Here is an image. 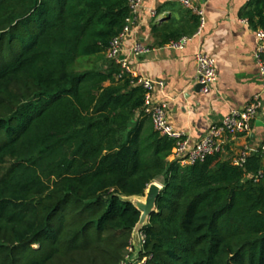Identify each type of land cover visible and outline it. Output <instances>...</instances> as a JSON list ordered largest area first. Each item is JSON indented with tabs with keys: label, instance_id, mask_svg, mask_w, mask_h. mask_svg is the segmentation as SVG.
<instances>
[{
	"label": "trees",
	"instance_id": "obj_1",
	"mask_svg": "<svg viewBox=\"0 0 264 264\" xmlns=\"http://www.w3.org/2000/svg\"><path fill=\"white\" fill-rule=\"evenodd\" d=\"M129 16L128 0H0V264H264L262 151L170 161L137 78L107 58ZM239 16L264 29V0ZM191 17L154 28L160 44ZM154 183L127 261L130 199Z\"/></svg>",
	"mask_w": 264,
	"mask_h": 264
},
{
	"label": "crops",
	"instance_id": "obj_2",
	"mask_svg": "<svg viewBox=\"0 0 264 264\" xmlns=\"http://www.w3.org/2000/svg\"><path fill=\"white\" fill-rule=\"evenodd\" d=\"M181 1L143 0L136 24L130 26L122 41L120 57L127 59L138 77L162 83L154 101L167 103L168 121L190 146L200 141L211 127L220 125L230 111H241L260 94L262 110L251 133L227 139L222 145L227 157L261 150L264 172V89L254 58L257 42L254 31L239 16L249 0H210L204 7L200 34L193 37L196 30L185 48L176 50L161 45L154 28L168 23L178 30L189 31L194 14ZM189 1L201 6L200 0ZM135 45L142 51L132 54L130 50ZM198 52L207 54L216 63L217 82L206 93L195 90L198 83L194 56Z\"/></svg>",
	"mask_w": 264,
	"mask_h": 264
},
{
	"label": "built area",
	"instance_id": "obj_3",
	"mask_svg": "<svg viewBox=\"0 0 264 264\" xmlns=\"http://www.w3.org/2000/svg\"><path fill=\"white\" fill-rule=\"evenodd\" d=\"M201 6H194L191 1L183 0L181 5L190 10L199 19V25L197 31L193 37L200 34L204 25V7L210 0H200ZM143 0H128L130 8V16L126 21V26L122 33L114 38L107 51V58L114 60L121 65L123 71L129 73L132 77L137 78V85H139L145 93L143 112L148 115L152 121L154 129L159 132L161 136L167 137L175 142L174 149L172 151L170 161L178 162L182 166L192 165L196 162L202 161L205 157L213 155L220 151L222 143L225 141L226 136L231 138L237 136H247L251 133L252 126L260 115L262 110L261 95H255L252 100L244 106L241 111L232 110L224 117L220 125L211 127L205 135L194 146H190L187 140H184L181 135L176 132L170 122L167 119V103H156L154 101V95L157 89L162 87V83L159 81L140 78L130 68L127 59L120 57L121 44L126 35L129 33L130 26L136 24L137 14L141 8ZM257 46L254 52V58L256 61L258 74L264 89V29H258L254 31ZM192 37H183L176 42L168 44L169 47L182 50L188 44ZM142 49L135 45L130 52L136 54L141 52ZM196 63V83L203 86L202 92L206 93L213 89L217 82V71L215 60L209 57L203 52H198L194 56ZM247 153L242 152L241 156H245ZM238 162H241L239 160ZM237 162V163H238ZM135 232V231H134ZM134 235V233H133ZM137 238L139 240L138 247L133 253L132 239L130 241V248L128 249L130 257L127 261L136 259L138 252L140 251L143 243V236L138 232ZM132 255V256H131ZM136 264H145L146 261H135Z\"/></svg>",
	"mask_w": 264,
	"mask_h": 264
},
{
	"label": "water",
	"instance_id": "obj_4",
	"mask_svg": "<svg viewBox=\"0 0 264 264\" xmlns=\"http://www.w3.org/2000/svg\"><path fill=\"white\" fill-rule=\"evenodd\" d=\"M202 89V85L196 84L195 90L197 92L202 91ZM161 190L162 187L158 186L156 183L151 184L145 193V202L143 204H137L136 208L140 212V219L136 226V229H140L141 224L145 222V220L147 221L152 213L156 212V202L158 197L160 196ZM131 199L130 201L132 202Z\"/></svg>",
	"mask_w": 264,
	"mask_h": 264
},
{
	"label": "rangeland",
	"instance_id": "obj_5",
	"mask_svg": "<svg viewBox=\"0 0 264 264\" xmlns=\"http://www.w3.org/2000/svg\"><path fill=\"white\" fill-rule=\"evenodd\" d=\"M156 184H157V183H156ZM157 185H158V186H161L160 184H157ZM131 200H132L133 204H134L135 206H137V204H143V203L145 202V196H144V197H139V198H132ZM145 223H146V220H145V222H143V223L141 224V227H142V225H144ZM138 232H139V229H136L135 232H134V235H133L132 242H131V244H132V249H133V253H135V251H136V249H137V247H138V243H139V240H138V238H137ZM131 256H132V255H131Z\"/></svg>",
	"mask_w": 264,
	"mask_h": 264
}]
</instances>
